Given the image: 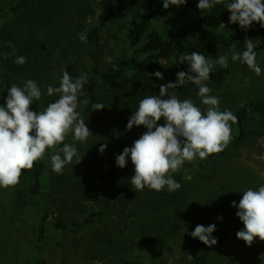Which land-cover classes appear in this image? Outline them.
<instances>
[{"label": "rangeland", "instance_id": "374dc122", "mask_svg": "<svg viewBox=\"0 0 264 264\" xmlns=\"http://www.w3.org/2000/svg\"><path fill=\"white\" fill-rule=\"evenodd\" d=\"M17 1L0 0V8L6 9ZM95 1L66 0L65 5L54 7L51 19L38 23L40 30L37 34L39 39L36 38V41L39 47H43L39 60L50 79V85L54 88L59 87L65 69L73 78L79 77L81 73L90 76L85 45H87L86 36L89 29L94 26L92 21L97 11ZM151 1L153 0H117L107 30L100 34L98 51L101 67L109 65L117 58H127L131 55L126 40V28L132 16ZM182 15H185L183 21L186 23L192 18L191 11L183 5L174 7L172 14L155 21L154 27L163 35ZM7 20L1 21L0 25ZM37 20L43 21L40 18ZM37 20L32 25L36 26ZM225 32L219 29H193V33L209 36ZM81 37L84 39L82 40ZM28 40L33 43V38L28 37ZM222 55L228 57L229 73L221 84H207V86L212 90L210 95L219 98L220 111H231L234 114L244 104L256 103L264 98V56L256 57L261 68V74L257 76L246 64L231 60V49L209 58L214 59ZM176 59L178 60L175 58L165 63L164 70L168 74L175 71L174 68L178 64ZM214 68L222 67L215 65ZM197 93L194 94L192 101L204 110L207 106L201 103ZM96 98L98 102L106 101L103 114L107 117L130 116L134 112L132 100L119 85L106 90L100 87ZM44 109L41 99L33 101L29 108L30 111L37 113ZM229 124L233 138L236 130L232 123ZM247 124L256 127L261 133L243 145L234 146L232 149L225 147L227 156L222 157L217 153L218 158L207 172L203 174H198L197 171L169 172V176H177L175 178L189 183L191 187L194 186L190 189V192L193 191L190 220H187L184 229L175 238L166 241L162 246L156 241H153L152 247L138 240L128 244V241L118 238L116 229L111 226L112 217L109 216L102 224L83 233L64 236L53 229L56 215L52 214L48 226L49 236L44 247L46 262L48 264H179L191 259L192 255L202 253L208 258L207 264H264V241L255 238L251 246H246L244 241L236 238V233L244 230V225L236 216L238 209L231 207L233 201L239 204L243 193L249 188L255 191L260 186H264V114L252 111L247 118ZM143 134L138 131L135 140ZM68 140L76 147L77 157L73 158L71 164L65 166L62 175L54 173L52 166L50 167L53 174H57L60 179L59 187L65 189L68 185L71 191L76 189L80 193H85L89 192L88 185L92 184L98 188L106 184L111 187L115 181H123L130 177L129 169L119 168L113 162H108L103 153L99 152L100 147L87 146L89 149L87 152L84 147L86 145H82L84 143L74 141L72 132H69ZM114 152L117 154V150ZM78 157L81 158L79 163ZM41 160L34 162L32 169L22 170L16 186L0 188V264H31L32 227L37 219L36 211L30 204L33 199L31 183L33 172ZM92 165L97 169L92 170ZM51 197L54 201L61 199V195L55 191ZM68 204L72 206L71 210L82 215L98 207L100 202H86L74 196ZM212 224L216 226L212 233L217 239L215 245L208 247L191 237L190 234L197 225L207 227ZM119 228L123 230L122 227ZM106 233L111 236L112 244L104 240Z\"/></svg>", "mask_w": 264, "mask_h": 264}, {"label": "trees", "instance_id": "16d2710c", "mask_svg": "<svg viewBox=\"0 0 264 264\" xmlns=\"http://www.w3.org/2000/svg\"><path fill=\"white\" fill-rule=\"evenodd\" d=\"M229 2L231 0H221L220 4L211 9L199 10L198 0H186L183 6L191 11L192 18L186 23L183 21L185 15H182L179 20L170 25L163 35L155 29L154 22L169 17L175 6L164 9L163 0L149 2L132 16L126 28V40L131 49V55L127 58H117L109 65L101 67L98 51L100 34L107 30L114 15L117 0L95 1L97 11L92 21L94 26L89 29L86 36L87 45H85L90 76L87 77V82L83 87L84 96L79 97L80 103L77 108L93 135L82 144L86 145L84 147L87 152L89 151L87 146L100 147L101 144H106L103 156L108 162L116 165V157L125 147L133 146L138 131L140 133L147 131L143 126H133L131 130H127L126 125L132 114L110 118L103 114V109L93 111L92 104L102 103L104 105L106 102L105 100L98 102L96 98L100 87L106 90L119 85L120 89L132 100V105H134L132 110L135 112L143 98L159 95L161 85L174 83L178 72L188 71L186 64H177L175 71L169 74L164 70L165 63L178 58L181 54L196 51L210 57L231 49L233 42H238L237 50L243 52L245 50L244 40L248 38L253 39V43H258V47L254 49L257 55L264 56V28H261L259 23H253L247 31H244L238 24H229L230 13L224 8V4ZM65 4L66 0H18L6 9L0 8V22L8 19L0 25L1 106H5L11 85L23 87L27 80H34L39 86L42 92L41 103L45 108L59 99V94L47 95L46 90L50 85V79L40 64L39 56H41L43 47L38 46L36 38L39 39L37 37L40 30L38 23L51 19L54 7ZM38 18L43 21H38ZM36 20L37 25H32ZM28 22H30L29 27ZM221 22L226 26V29H223L225 33L215 36L193 33L194 28L218 29ZM28 37L33 38V43L28 40ZM9 41L14 47L7 46ZM5 53L10 54L7 59H4ZM18 56L26 57L27 62L17 65L14 61ZM157 71L162 73V79H156L151 75ZM228 73L227 68L213 67L210 79L205 83L221 84ZM197 92L198 87L190 81L180 87L168 89V95L175 94L180 101L193 100ZM85 99L89 101L87 105L82 103ZM252 111L264 114V98L256 103H246L234 112L238 118L237 123L233 124L236 135L226 146L228 149L243 145L261 133L256 127H250L247 124V118ZM164 123L163 119L157 122L158 126ZM64 143L70 144L68 135ZM61 147L63 144L56 146L57 149ZM219 153L222 157L228 154L225 148ZM54 154L53 149H46L32 175L31 195L33 199L30 204L36 211L37 219L32 227L33 258L31 264H48L44 258V247L49 236L48 226L52 214L56 215L53 229L58 230L64 236L83 233L102 224L109 216L112 217L111 226L116 229L119 239L123 238L128 241V244H131L133 240H138L149 247L153 246V241L162 246L166 241L172 240L184 229L187 220H190L191 207H193L191 200L193 191L190 192V189L194 186L191 187L189 183L175 178L177 176H171L181 184V188L176 191L169 192L167 186L160 192L148 190L146 187L137 191L130 182L134 175V165L129 157L124 167L129 169L128 179L115 181L111 187L103 184L102 187L97 188L91 184L87 188L89 192L80 193L76 189L71 191L68 185L65 189L59 187L60 179L50 169V158ZM216 155L217 153L212 154L204 160L196 157L192 162L185 161L178 171L181 173L197 171L198 174H203L214 164V160L218 158ZM91 169H97V167L92 165ZM53 191L61 195L60 200L52 199ZM74 196L86 202H100V204L95 209L79 215L71 210L72 206L68 204ZM192 221L194 222L193 218ZM110 237L109 233H106L104 240L112 244ZM207 262L208 258L199 253L179 264H207Z\"/></svg>", "mask_w": 264, "mask_h": 264}, {"label": "clouds", "instance_id": "9594fccd", "mask_svg": "<svg viewBox=\"0 0 264 264\" xmlns=\"http://www.w3.org/2000/svg\"><path fill=\"white\" fill-rule=\"evenodd\" d=\"M185 3L186 0H163V8L180 7ZM220 3L221 0H198L197 8L207 10ZM224 8L230 13L229 24H238L244 31L253 23H259L264 28L262 0H231L224 4ZM218 29H226L225 24L219 23ZM237 43L231 45V60L246 64L259 76L261 68L254 51L258 43L246 38L242 53L237 50ZM7 46L14 47L10 41ZM9 55L5 53L4 59ZM26 62L24 56H18L14 61L17 65ZM176 63L186 64L188 71L178 72L174 83L161 85L159 95L146 96L139 102L138 110L133 112L126 128L131 130L133 126H143L147 131L131 148L125 147L116 157V166L119 168H124L130 157L134 165L130 182L137 191L148 187L160 192L165 186L169 192L180 189L181 184L169 176V172L178 171L185 161L192 162L196 157L204 160L222 152L231 140L229 122L235 124L238 120L231 111H220L219 98L210 95L212 90L205 83L210 79L215 65L228 67L226 55L212 59L193 51L179 55ZM151 75L156 79L163 78L159 71ZM188 81L198 87L197 95L201 103L207 106L203 112L192 100L180 101L175 94L168 95L169 88L180 87ZM86 82V74L81 73L79 77L73 78L70 72L63 70L59 87L47 86V95L59 94V99L38 113L29 110L33 101H39L42 97L37 83L27 80L23 87L11 85L5 106H0V188L16 186L22 170L32 169L34 162L43 158L46 149L55 151L50 158L51 166L60 175L65 166L77 157L74 144L64 141L69 132L74 134V141L82 143L93 136L77 111ZM82 103L87 105L89 101L85 99ZM91 107L93 111L105 108L102 103H94ZM161 119L165 123L158 126L157 122ZM59 144H63V147L57 149ZM105 149L106 144H101L99 152L102 154ZM80 160L78 157V163ZM231 207L238 209L236 216L244 225V230L238 231L236 238L244 241L246 246H251L255 238L264 241V186L255 191L249 188L243 193L239 204L233 201ZM215 227L214 224L207 227L197 225L190 235L211 247L217 243V239L212 236Z\"/></svg>", "mask_w": 264, "mask_h": 264}, {"label": "built area", "instance_id": "2783aa9c", "mask_svg": "<svg viewBox=\"0 0 264 264\" xmlns=\"http://www.w3.org/2000/svg\"><path fill=\"white\" fill-rule=\"evenodd\" d=\"M263 3H264V1H263Z\"/></svg>", "mask_w": 264, "mask_h": 264}]
</instances>
